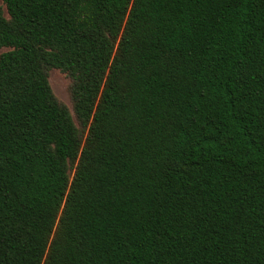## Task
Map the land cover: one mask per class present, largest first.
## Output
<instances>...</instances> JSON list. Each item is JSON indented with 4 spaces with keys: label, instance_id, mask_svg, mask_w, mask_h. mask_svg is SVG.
<instances>
[{
    "label": "trees",
    "instance_id": "trees-1",
    "mask_svg": "<svg viewBox=\"0 0 264 264\" xmlns=\"http://www.w3.org/2000/svg\"><path fill=\"white\" fill-rule=\"evenodd\" d=\"M2 1L0 264H264V0Z\"/></svg>",
    "mask_w": 264,
    "mask_h": 264
},
{
    "label": "rangeland",
    "instance_id": "rangeland-1",
    "mask_svg": "<svg viewBox=\"0 0 264 264\" xmlns=\"http://www.w3.org/2000/svg\"><path fill=\"white\" fill-rule=\"evenodd\" d=\"M0 7L4 17L8 18L6 7L2 0H0ZM6 50H8V47H0V53ZM48 80L54 96L59 102L67 106L72 114L75 124L78 126V122L73 113V99L70 91L71 82L69 77L57 68H50L48 70Z\"/></svg>",
    "mask_w": 264,
    "mask_h": 264
}]
</instances>
